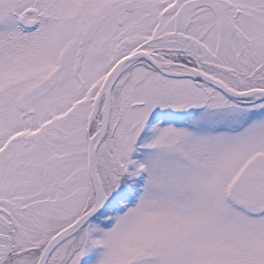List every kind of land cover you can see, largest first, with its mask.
Returning a JSON list of instances; mask_svg holds the SVG:
<instances>
[{"label":"snow or ice","instance_id":"6c2138e0","mask_svg":"<svg viewBox=\"0 0 264 264\" xmlns=\"http://www.w3.org/2000/svg\"><path fill=\"white\" fill-rule=\"evenodd\" d=\"M0 264H264V0H0Z\"/></svg>","mask_w":264,"mask_h":264}]
</instances>
